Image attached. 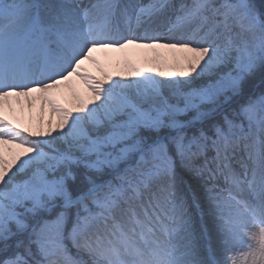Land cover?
Segmentation results:
<instances>
[{"label":"snow or ice","instance_id":"snow-or-ice-1","mask_svg":"<svg viewBox=\"0 0 264 264\" xmlns=\"http://www.w3.org/2000/svg\"><path fill=\"white\" fill-rule=\"evenodd\" d=\"M0 264H264V0H0Z\"/></svg>","mask_w":264,"mask_h":264}]
</instances>
